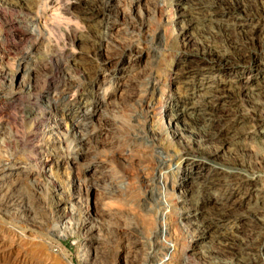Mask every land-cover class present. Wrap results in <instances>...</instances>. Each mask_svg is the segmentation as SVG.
Returning a JSON list of instances; mask_svg holds the SVG:
<instances>
[{
  "label": "rangeland",
  "instance_id": "1",
  "mask_svg": "<svg viewBox=\"0 0 264 264\" xmlns=\"http://www.w3.org/2000/svg\"><path fill=\"white\" fill-rule=\"evenodd\" d=\"M258 1H247V13L253 14L254 20L261 18L257 29L264 30V6ZM75 3L76 0H24L20 8L15 0H0V176L12 175L8 182L0 183V250H3L0 264H12L19 256L24 257L26 264H67V260L72 264H160L159 261L162 264H245L238 255L223 250L225 242L212 243L214 239L205 245L199 244L200 250H192L197 232L182 217L188 203L180 202L174 189L173 195L165 196L166 202L162 204L155 193L157 179L151 180L150 151L142 146L146 141L141 134L135 139L127 132L137 121L141 124L144 120L136 101L148 87H154V95L162 93L160 97L164 100L171 91L174 105L184 102L187 106L191 86L200 81L199 75L214 79L218 88H226L225 83L235 80L229 70L198 71L191 76L177 72L182 60L200 56L204 45L199 42L204 43L212 36L211 28L205 25L204 32L191 26L185 29L188 16L182 14L183 6L174 0H114L102 12V17L88 20L74 12ZM220 36L216 45L220 53H225L224 36ZM103 42H107V53L127 54L130 58L133 69L121 82L128 79L134 87L131 98L120 94L118 89L114 91L115 72L105 77L106 82L90 80L91 76L99 74ZM261 45L264 48V43ZM249 51L250 61L256 55L264 57V51L261 54L253 49H247ZM261 68L245 72L241 80L258 73L256 78L261 76L264 83V61ZM68 78L74 88L66 95L62 89ZM94 83L99 84L98 99L107 94L97 112L103 116L91 115L92 102L88 100L77 112L84 113V117L91 116L93 125H84L85 120H80L76 129L81 130L83 136L95 135L99 129L104 133L97 145L92 143L89 150L81 151L76 145V131L70 130L62 121L64 116L54 113L53 108L54 105L63 108L68 100L88 95ZM111 87L112 93H107ZM146 93H150L149 88ZM244 93L224 96L227 97L225 102L234 104L231 107L239 114L237 117L228 119L220 104L215 114L223 134L233 130L243 132L238 143L228 151L236 153L233 161L239 168L237 171L253 176L264 191V114L261 113L260 126L250 127L260 115V109L254 106L256 97L248 98ZM159 108L162 116L165 109ZM75 111L72 108L70 113L75 114ZM55 122H60L62 127L54 129ZM162 122L163 131L154 123L133 132L144 131V137L145 130L152 132L155 145L166 146L171 128L165 126V120ZM170 145L172 155L179 145L176 142ZM217 146L212 143L207 149L212 151ZM221 150L219 154L228 152ZM82 154H87V162ZM99 167L109 179L104 184L93 171ZM171 170L179 171L178 164L171 163ZM91 175L96 180H88ZM78 180L84 183L77 186ZM172 183L173 180H168L159 185L163 191L169 190ZM7 190L15 192L19 201L9 210L1 207ZM223 192L218 189L204 197L211 202L214 195L219 197ZM249 203L239 205L235 219H211L220 227L222 235L229 236L227 234L238 224V217L243 218L247 228L246 238L251 240L255 230L264 232V208H260L261 217L255 221L250 219L253 206ZM85 205L90 209L95 228L91 241L85 236L90 227L85 222L88 216ZM18 206L27 207L28 214L22 215ZM58 221L63 225L59 226ZM162 222L165 235L160 229ZM55 229L64 232V236L52 235ZM9 230L21 235L13 238ZM162 237L174 245V251H167ZM248 241L244 243L256 250L257 241ZM91 247L94 253L84 261V249ZM61 252L67 256L66 261ZM7 254L6 260L4 255ZM252 255L257 258V250Z\"/></svg>",
  "mask_w": 264,
  "mask_h": 264
},
{
  "label": "bare ground",
  "instance_id": "2",
  "mask_svg": "<svg viewBox=\"0 0 264 264\" xmlns=\"http://www.w3.org/2000/svg\"><path fill=\"white\" fill-rule=\"evenodd\" d=\"M21 1L24 0H15V4L20 8H21L20 6ZM113 1L114 0H76L74 12H76L78 15H80L86 20L97 17L100 18L102 17V12L106 11V9L109 8V5H111L110 3H112ZM174 1L176 2V4H180L183 6L182 14L188 16L186 20L187 25L184 27L185 29L191 26L193 27V29L196 28L197 30L203 31V28L206 30L205 25L209 26L212 29V31L211 29L209 30L212 36L210 38L205 39L206 41L203 40L205 41L204 43H202V41L199 42L202 45H204L202 46L203 50L201 51V53H199L201 57L195 55L196 57L182 60L179 63V68L177 72L180 73L181 76L186 74L191 76L193 74H196V72L198 71L201 72L211 71L214 73L216 72L220 73L229 70V73L232 72L233 78L235 80L234 81L230 80L228 83H225L226 88L224 87L218 88L217 83L214 79H209L208 77H204L205 74L199 75L201 76L199 79L200 81L195 85L191 86L192 88L188 95V97L190 98L187 99L188 101L187 106L185 105L184 102H182V104L175 102L174 105L175 99H172L170 97L171 91L167 93L166 95L167 97L164 100L161 99L160 97L162 93L154 95V91H155L154 87H148L150 93H146V91L148 90L147 88L145 90V93L143 92V94L140 95L136 101V103L138 102L140 113L144 114V120L141 124L137 123L139 122L137 121L135 125L131 126V129L133 130L129 129L127 132H129L130 135H132L131 138H135V139H138V135L141 134L142 138H144L143 140L146 141V143L143 142L142 146L148 151H150L149 155L148 154L147 155L152 162L151 163L152 166L150 168L151 180H153L154 178L157 179V187L155 189V193H157V197H159L162 204L166 202L165 196H169L170 198L173 195L174 189L175 192L177 191L176 197L178 198V200H180V202L182 203H188V206H186L183 209L184 214L182 215V217L185 221H187L189 225L193 226V228H195V231L197 232V239L193 241L191 247L193 251L200 250L199 244L202 245L203 243V245H205L209 243L210 240L214 239L212 240V243L213 241L216 243L225 242L224 243L225 246H222L224 248L223 250L228 251L227 253L230 252L233 255H238L241 261H243V263L245 264H264V232L262 233L255 230V232H253L252 235L253 237L251 236V240L250 238L248 239V236L246 238L245 232L247 228L244 225L243 218L238 217L237 226H234L230 231V233L227 232L228 233L227 235L229 236H224V234L223 235L221 234L222 232L220 230V227L219 226L217 227L216 224H214L215 222L213 223L211 220L215 217L216 218L219 217L223 220H230L231 218L233 219V217L235 219L236 216L234 215L237 212L236 209H238L239 205H242L241 203L246 205V203L248 204L251 201L249 204L252 203L253 212L250 214V219L258 221L259 217H261L260 208L262 207L264 208V191L262 190L261 186L258 187L259 184L258 181L253 179L252 178L253 176H249L248 174L247 175L241 174V170H239L238 172L237 170L239 168L238 169L236 168V164L234 163L235 161H233L235 160L234 158L236 157V153L228 151V148L230 146H233L234 144L238 143L239 138L243 134V132L238 133V132H233L234 131L233 130L232 133L226 132L223 134L221 132V127L219 126L217 121L218 116L217 114H215V109L218 108V105L220 104L228 119L237 117L239 114L237 113V111L236 112L233 111L234 107L233 108L231 107L233 103H231V101L225 102V98L227 97L224 98V96L233 95V92L238 93V95L239 93L243 94L245 92L244 93L245 97L248 98H252V96L256 97L255 101L256 100L257 101L254 103V106L260 109L259 110L260 115L255 119V121L252 122V125H250V127H258L263 122L262 114H264L263 113L264 83H261L262 82L260 80L261 76H258L256 78L258 73H255L250 78L241 80L242 78L241 76L245 72L248 73L250 72L251 69H257V70L262 69L261 67L263 65L264 57L261 55H256L255 58L250 61L249 59L250 51L247 52V49H253L257 54H261L264 51V48L261 45L262 43H264V30L257 29L258 24L261 22V18L258 17L254 20L255 16L251 13L250 14L247 13L248 0H174ZM258 3L260 4V6H264V2L262 0H260V2L258 1ZM249 9L252 10V7H249ZM218 34H221L222 36ZM217 36L220 37L224 36L223 44L226 48V52L224 51L225 53H220L218 50L219 48L216 45ZM187 39H188L187 41L189 42L191 41V38H187ZM103 43H104L102 49L103 53L101 54V60L98 69L99 74L94 75L93 77L91 76L90 80L92 82L94 80L96 81V83H98V80L103 82L105 80V77L109 73L115 72L117 75V80L115 82L114 91L118 89L120 94H123L125 97L131 98L134 95L133 94L134 87L129 84L128 79L121 82V80L125 78L124 76H128L131 70L133 69L132 68L133 66L131 65L129 60L130 58H128L127 54L107 53L106 51L107 42H103ZM259 45L262 47H259ZM124 61L126 62L124 63ZM210 80L212 81L210 82ZM96 83H94V86L90 87L91 89H89L90 91L88 95L79 97L78 99L68 100L66 106L65 107L62 106L63 108L56 107L55 105L53 108L54 113H56L57 115L59 114L61 116H64V119L62 118L63 119L62 121H64L65 125L68 124L69 129L71 128L70 130L76 131L74 132V135H76V145L78 150L81 151H86L87 149L89 150V147L91 146L92 143H95L97 145L98 142L102 141L100 138L103 137V133H104L103 129H99L97 130L95 135L91 134L89 136L86 135L83 136L82 134H80L81 130L78 131V129H76V125L78 126L80 124L79 122L80 120L82 121L85 120L83 122L84 125L87 124L89 125L90 123L91 126L93 125L91 116L84 117V113L80 114L79 112H77L79 108L87 105L86 102L88 100H91L90 102H92L90 105V107L92 108L91 115L97 114L99 118L103 116L101 112L100 113L97 112L100 111L98 107L100 106L102 107L104 96H106L107 94L105 95L104 93L103 97L98 99L97 95L99 90L98 88L99 84ZM64 87L65 88L62 89V91L65 92L64 94H66V92L67 93L70 92V89H72L73 87L70 84V78H68ZM185 88L187 89V87ZM254 91H256V93ZM107 93H112V87L107 91ZM207 99L209 100L207 101ZM208 102L211 103L208 104ZM173 106L176 108H173ZM159 107L165 109V112L162 114V116L158 113V109H160ZM72 108L76 110L74 112L75 114L70 113V110ZM163 120H165V124H166L165 126L166 127L169 126V128H171V133H169L170 135H168L167 137L169 143L166 146L163 145L156 146L154 143L153 133L151 132L149 134V131L145 129L144 130L146 137H144V131L143 132L138 131L137 133L133 132L134 129L135 131H137L139 129H143L145 125L150 126L151 124L154 123H157L158 126L157 128L159 131H163L164 129V122H162ZM54 125H55L54 129H58L62 127V124L60 122ZM171 142H176L179 145L177 151L175 150L176 152L174 151L175 153H173L172 155L169 153ZM212 143L217 144L219 146H217L215 150L209 151L210 149L207 148H209L208 146H210ZM221 149L227 150L228 152L226 153L225 151V154L224 153L219 154V152L222 151ZM82 156L84 158L83 159L84 162H87L88 161L87 154H82ZM174 162L178 164L179 171L171 170V163ZM93 171L96 172L98 175H100L99 176L100 183L104 184L106 183V181L109 180L108 176L103 174L105 171L102 169V167L101 168L99 167L97 171L94 168ZM11 176H12L11 174L1 175L0 183L3 184L8 182L9 181L8 179ZM94 178L95 177L91 175L88 180L92 182L94 181ZM168 180H173L171 187L169 188V190L163 189L162 191L159 183L160 182L163 183V181L166 182ZM81 183L84 182L78 180V183L76 185L79 186ZM91 186H93V184L92 185L89 184V187ZM218 189L223 190L224 192L219 197H217L218 195H214L213 201L210 202L208 197H204L206 195L208 196L210 192H214V191L217 192ZM165 191H166V195H165ZM0 193H2V190H0ZM14 193L15 192L12 193L8 192V190L6 191V196H4L6 198L2 201V205H1L2 209L3 208L5 210L13 209L14 205L19 202L18 197ZM248 196L249 198L246 199V197ZM173 201H176L175 198H173ZM18 207H19L18 211L21 212V214L22 213L24 215L28 214L27 212L28 210L26 209L27 207L26 208H24L23 206H18ZM85 210L88 215L86 216L87 218L85 219V222L90 224V227L85 232L86 233L85 236L88 239V241H91L93 238L92 237L93 232L95 233V228L92 225L93 223L92 218H90L91 215L89 214L90 209H88L86 205H85ZM249 212H251V210ZM61 222L62 221L57 222L59 226L61 225L60 224ZM163 224L164 223L162 222V225H160V229H161V233L165 235L166 230ZM86 225L88 226V224ZM224 232L226 233V231ZM8 234H10V236L13 238H18V236L21 235V232H15L13 230H9ZM52 235L56 236V238H59L64 236V232L60 231V229H55ZM164 239L165 237L163 238L162 243L165 244L167 251L169 252L174 251L173 248L174 245H170L168 242H165ZM206 239H208V241H206ZM252 240L257 241V247H256L257 258H254L253 257L254 255H252V253L256 250H254L252 247H249V245L245 244L246 241L251 243ZM212 243L210 246H212ZM84 250H86V252L84 255L85 260L84 259L83 260L88 261L89 255L94 253L93 248L92 247L91 249L85 248ZM0 251L3 250L1 249ZM197 253L198 252H196V254ZM9 254H7L6 256L4 255L6 260ZM60 255L64 260L67 257L62 252ZM214 257L212 256L213 259H215L217 256L215 258ZM23 258L24 257L19 256L15 261L12 262V264H26ZM92 260H94V257ZM66 263L72 264L70 260H67ZM86 263L87 262H85V264ZM159 263L162 264L163 262L159 261Z\"/></svg>",
  "mask_w": 264,
  "mask_h": 264
}]
</instances>
